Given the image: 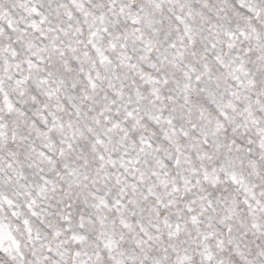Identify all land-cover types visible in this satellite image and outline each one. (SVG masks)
<instances>
[{
    "label": "snow or ice",
    "instance_id": "snow-or-ice-1",
    "mask_svg": "<svg viewBox=\"0 0 264 264\" xmlns=\"http://www.w3.org/2000/svg\"><path fill=\"white\" fill-rule=\"evenodd\" d=\"M0 264H264V0H0Z\"/></svg>",
    "mask_w": 264,
    "mask_h": 264
}]
</instances>
